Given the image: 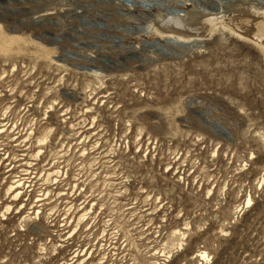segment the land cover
<instances>
[{
	"label": "rangeland",
	"instance_id": "1",
	"mask_svg": "<svg viewBox=\"0 0 264 264\" xmlns=\"http://www.w3.org/2000/svg\"><path fill=\"white\" fill-rule=\"evenodd\" d=\"M239 1L264 18L0 0V264H264V34L226 23Z\"/></svg>",
	"mask_w": 264,
	"mask_h": 264
},
{
	"label": "bare ground",
	"instance_id": "2",
	"mask_svg": "<svg viewBox=\"0 0 264 264\" xmlns=\"http://www.w3.org/2000/svg\"><path fill=\"white\" fill-rule=\"evenodd\" d=\"M260 10H261L260 7L250 5V4H246L245 2L239 1V3L238 2L237 3H231L227 6V8L224 9V12L226 13L225 21L231 27V29H233L237 33H240L242 35H246L249 39H255V38L259 37L261 34L262 35L264 34V18H261V17L259 18ZM165 18H163L162 20L160 19L161 23L163 22V25H160L161 27L158 28V30H160V31H164V30L167 31L168 30L169 32L170 31L176 32L177 29H179V27H180L181 20H179L178 17L171 18L172 19V24H171V20L169 22V20L165 19ZM189 21L196 22L193 19V16L190 17ZM167 22H169L171 25H174V26H171L173 28H170V26L168 25ZM257 26H259V27H257ZM196 29H197L196 26L194 27V26L190 25L189 31L195 32ZM187 34H191V33L187 32ZM259 44L264 49V42H260ZM17 186L18 185H15L14 189L11 190L13 196H17V194H18V192L16 190ZM11 188L12 187H9L8 189L10 190ZM43 195H44V193H43ZM200 254L202 256H203V254L206 255L203 251H201Z\"/></svg>",
	"mask_w": 264,
	"mask_h": 264
}]
</instances>
